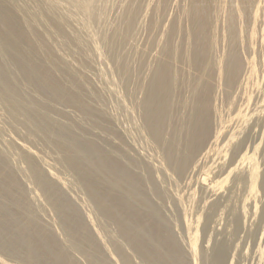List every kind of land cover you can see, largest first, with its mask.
<instances>
[{"label":"rangeland","instance_id":"374dc122","mask_svg":"<svg viewBox=\"0 0 264 264\" xmlns=\"http://www.w3.org/2000/svg\"><path fill=\"white\" fill-rule=\"evenodd\" d=\"M129 1H131V0H94L93 4H92V7H94V8H91V7H90L91 9L86 8L85 11H87V12L84 11L86 14L91 13L93 11L94 14L92 12L93 15L88 14L89 17H87V18L83 17L84 19L82 17H80L82 15L85 16V13H82L83 10H81V8L76 10V13H75L76 17L74 16L73 19H71L65 15L66 8H65V10L63 9L65 12L62 9H59L61 11H59L58 9H55L58 11V13H56V11H52L51 7L48 5V0H43V1L42 0H2V1H0V7H1L0 8L1 9L0 10V26H1L0 37L2 35H4V39L0 38V48H1L0 49V81L2 80L1 82L3 85V86L0 85V88H1L0 89L1 90L0 91V97H1L0 102L2 103V104L0 103V155L1 156L3 155L2 158L4 161L5 167H6V169L8 168L7 173H9L10 175H12L11 172L15 173L14 177H15V179L17 178L16 179L17 183H19V185L22 187V189L24 191L23 192L24 195H26V197L30 200V203L32 204V205L30 204L31 210H34L33 211L34 214L37 215L36 218L38 220L40 219L42 222L40 220L39 221L51 230L52 236L56 241L57 240L59 242L64 241V243L67 241L64 239L65 236H67V235H64L66 232L64 230V224H65V222L69 221V219H70V216H69L67 209L64 210V214H65L64 216L65 217L60 216L58 213L57 207H60L58 205V203H59L58 201L61 198L67 199V202L69 203L71 208L77 212L78 218L80 219V221L84 222L83 224L86 225V227L89 229V231H91L95 235V228L97 227L96 224H98L99 227L100 226L104 227L103 230L105 231V234L108 237L107 240L108 239L113 240L114 238L113 237L109 238V236L112 235L113 231L116 232V225L115 224L112 225V223H110L111 222L110 219H105L103 216H101L98 213L95 203L92 201V199L88 195L89 194L88 190L83 189V186L80 183L81 182L80 181L81 180L80 179L81 178L80 177L81 176L80 171H82L83 173L84 172H90L92 170V168L93 169L95 168V166H94L95 163L100 162L104 156H105V159L107 158L106 160H114L115 159L116 161L119 162L120 165H122V166L126 165L125 167H127V169H129V172L132 174V176H130L132 179L129 177L131 179V180H129V178L126 174L121 175V176L118 175L119 177H118V180L116 181V184L111 185L106 181H99L98 179H100L101 176L98 175L100 177H97L94 174V172H96L94 169L93 171H91L92 175L94 174L93 175L94 177L91 176V178L94 182L92 184L93 190L95 191V183H96V186L98 185L97 187L99 188L98 189L96 187L97 190H100V188L102 187L101 191H97V190L96 191L99 194L101 193L100 196L104 199L105 202H107L108 199L112 198L111 192H113L114 196L116 197L119 194L120 190H122L123 188H127L128 186H129L128 187L129 189L132 188L131 191L136 192L137 195L140 196V199L144 198L145 199L144 202L147 203L145 208L143 207L144 209H142V207H140L141 211L138 209L137 213L141 216H143V215L145 216L146 213L150 214V211L152 213L156 212L158 214V216L160 218L158 224H160V226L163 228L164 232L166 231L164 234H166L168 236V239L171 237L169 235H172V237L169 239L170 242H173L176 245V247L180 250L181 255H183V256L186 255L185 259H186L187 264H194L195 260L197 261L195 264H202L205 259H206V263L209 264L208 261L212 256L210 251L212 252V247L214 245H216L215 243H219V241L220 242L221 241H225V242L228 241L227 244L229 245L228 253H227L228 258H226V261L224 262V264H229V263L230 264H264V244H263L264 243L263 242L264 241V239H263L264 238V196H263L264 195V190H263L264 189V103H263L264 102V25H263L264 24V1L261 2L262 9L259 10L258 14H257V20H256L257 23L255 22V23L251 24V22H248L247 18H245V20H247L246 24H245V21H243L244 18H242V21H243L242 26L244 27V29L247 28V30H248L251 27L254 28L255 24H257L256 25L257 28L256 27H255L256 29L254 28L255 31H257V33L255 32V39L253 41V47H252V48L255 47L254 48L255 51L253 50L254 55H255L254 56L255 60L253 61L254 65H251V67L253 66V72H252V70H250V81H252L253 79L255 80V81H252V83L254 85L256 82L255 87H257V89L255 87H254V89L253 88L251 89L250 84H252V83L249 81V84H247L248 88L245 87V91L243 89L240 93V95L243 97L242 98H241V96L238 97L239 98L238 101H237V98H234V100H235L234 102L236 104L229 106L226 102L229 99L223 97L225 100L220 99L217 101L220 104L219 110L222 109L220 111V112H222V113H220L221 115L220 114H217V115L212 114V116H210V120L212 119L211 123L213 122L211 124V128L213 129V131L216 128L217 129L219 128L218 125H221L222 120L224 122V121H227L229 118H231V120L229 122V125L227 123L228 127L225 130L226 131L225 133H227V131H228V134L232 133V135H234V136H236V138H238V133H237V132H239L238 129L239 130L245 129L243 134H245V135L247 133L249 134V135L248 134L246 135L247 136L246 144L249 147V153L254 156L252 160H253L254 164L259 168V169H257V172L258 173L260 172L259 173L260 176L258 178L259 180H257L258 181L257 182L258 183L257 191L259 190V192L257 193V195H258L257 196V209H256L257 212L254 215V213L251 212V211H254L253 210L254 208H252V205L251 206L249 205V207L247 206L245 219L242 218V220L240 221L241 223L237 226L235 225V223H234V225L232 223V219H233L232 215H233L234 210H237L238 208H240L239 206L241 205V202H240L241 197L243 196V194H245V191L243 190L242 186H240L241 187V189H240V187H238V186L236 187L237 184L235 185V182L233 183L231 181V182H227L223 186V189L221 188L222 191L219 190L217 192V194H215L216 195L215 197H214V194L207 192L210 196L209 197L207 194V196L209 197V198H207V204H210L212 201H218L217 202L218 204H220V202H222V204L219 205L216 210H213L210 212L208 209H204V211L202 213V209H201V206H202L201 196L202 195H201V193L199 191H197V189H196L195 194H194V196H196V199L194 198L195 199L194 200L193 198L192 199L190 198L192 200V202L189 199L187 201V198L185 195V194L188 195V191L191 192V190H188V188H187V185H188L187 181L189 179L188 177H190V175H191V173H190L191 169H189V170L187 169L188 171H186V173L181 175V177L180 176L178 177V176H176V174L172 173V169L170 168L171 169L170 170L166 164L164 165V162L162 161V159L158 157V155H160L159 153H161V151H162V149H160L161 147L160 148L155 147V145L153 146L151 144V139L148 137L147 133L142 129L141 126H139L140 128L138 127L139 130L137 129L138 122L136 123L135 126H134V123H132V121L136 122L135 121L136 115L133 116L134 112H133V109L130 107L131 106L130 105V98H131L130 95L136 96V98L141 97L142 91H144V89H146V87L147 88L150 87L152 82L149 79L151 77L152 71H153L154 67L156 66V63L158 60V58H157L158 55L155 52L158 51L159 47L157 44H154V41L152 42V40H156L159 37L158 34L161 36L162 31L163 30L166 31L170 25L172 26V25L176 24L175 26L178 27L177 29L183 27L186 30L184 31L183 28L181 30H183L182 33H185V35L187 34V32H189L190 28H188V27H189L190 23H189L188 27H186L188 24L186 21L189 20V18L186 15H185L186 17L183 15L184 11L186 10V8H183V7L187 6V9H188L191 6L190 0L189 1L188 0H183V1L182 0H179V1L178 0L177 1L176 0H165L166 3L164 1L165 4H163L165 6L162 5L159 9L160 11H158V14L160 13V15L157 14L156 16L155 15L153 16L152 14H155L154 7L159 4L158 1H160V0H158V1L157 0H148V1L147 0H142V1L139 0L142 2L143 7L141 6V4L138 3L139 2L138 0H133L130 3H129ZM96 2H97V4L99 3L98 4L99 6L96 5ZM258 2L259 1L257 0V3ZM13 5H14V7H13ZM139 5H140V8H139ZM47 6H48V8H47ZM172 6H173V8H172ZM19 7H20L21 12H20V10L17 11L18 13L13 11V10H15V8H19ZM26 7L29 10H31V12ZM99 7H100V9H99ZM128 7H130V8L133 7V8L131 10ZM136 9H139V11ZM90 10H92V11H90ZM127 10L131 11L130 12L131 14H134L135 11H137L136 14H134V18L137 17V18H135L137 21H133V27L134 28H133V31H131L133 34L130 32L127 34V36L125 38H122L121 36H119V38L117 39L118 36L116 34H118L119 29L123 27L122 15H125V12ZM163 10H164V12H163ZM175 11H177V12H175ZM180 11L182 13H180ZM62 12H64V13H62ZM162 14H165L166 17H163ZM223 14L221 13V15L219 16L220 17L218 19V22L220 24L219 26H222L221 24L224 23V20H225L224 16H226V15H225V13H223ZM261 14H263V15H261ZM171 15H172V17H170ZM178 15H181L182 17L178 16ZM40 16H41V18H40ZM92 16H93V18L95 17L94 20H93V18H91ZM157 16L160 18L157 19L156 21L159 20V23L161 25L157 22L156 23V24H158L157 27L155 25V27L151 28L150 24H151L152 17L155 20L156 18H158ZM173 16L174 17L177 16L176 17L177 19H174ZM56 17H58V18H56ZM180 17H181L182 21H184L183 22V23H185L184 25H182V24L179 25L178 21L181 23ZM184 17L186 18V21H185ZM66 18H68V19H66ZM85 18L87 20L89 18V21L85 20ZM171 18H173L176 22L173 21V19H171ZM8 19L10 20V22ZM63 19H65V20L63 21ZM146 19H148V20L145 21ZM219 20H221V22ZM59 21L61 23H58ZM102 21H103V23H102ZM163 21H166L167 23L163 22ZM171 21H173V22L171 23ZM38 22L41 24H38ZM62 22L64 23L63 25H62ZM68 22H69V24H68ZM88 22L91 23V25ZM114 22H116V23H114ZM188 22H190V21H188ZM22 23H23V25H22ZM162 23L164 25H162ZM169 23H170V25H168ZM247 23H249L251 26L247 25ZM13 24L19 25L23 29V31L26 32L27 35L29 34L28 37H31L34 39L28 38V42L23 41V42L18 43L19 45L16 44L17 45L16 46L15 43L13 42L14 40L12 39V36H8L9 35V33H8L9 29ZM134 24L137 25L138 27L134 26ZM165 24H166V26H165ZM53 25H55V26H53ZM89 25L92 29L89 27ZM181 25H182V27H181ZM158 26L160 29H158ZM161 26H162V28H161ZM2 27L4 29L6 28V30L3 31ZM84 27H87L86 29L88 31H91L94 35L91 32H90L91 35H89L88 34L89 32ZM88 27H89V29H88ZM56 28H58V29H56ZM187 28H188V31H187ZM64 29H65V31H64ZM137 29H140V30L138 31ZM154 29H156V30H154ZM161 29H162V31H159ZM181 30L179 29V31H180L179 33H178V31L175 32L176 34L178 33L177 35L180 38H181V35H183L181 33ZM6 31H8V32H6ZM113 31L114 32L116 31L115 32L116 34ZM156 31H158V32H156ZM42 32L44 34H42ZM32 34L34 36H32ZM245 34H246V32H245ZM60 35H61V37H59ZM92 35H93V37H91ZM113 35H114V37H113ZM129 35H131V36H129ZM185 35L182 36V39H184ZM94 36H95V39H94ZM178 36L176 38L177 41H174V43H176L178 45V43H180L181 41L186 42V41H184V40H186V38L184 40L180 41ZM5 37H7V38H5ZM49 37H50V39H49ZM173 38H174V40H176L175 36ZM58 39H59V41H58ZM60 40H62V41H60ZM118 40H120V41H118ZM29 41H30V44H29L30 46L28 45ZM141 41H143V42H141ZM150 41H151V43H149ZM25 42H27V43H25ZM183 42L180 43L178 46H181V47H182V45L186 46V43L183 44ZM64 43H66V44H64ZM94 43L97 44V46L99 47V50H98V47ZM124 43H126V44H124ZM254 43L256 44V46L254 45ZM127 44H129V45H127ZM73 45H75L76 47ZM94 46H95V48H94ZM141 46L144 47V49L147 51H144V53H142L141 50L143 48L141 49ZM147 46H149V47L147 48ZM49 47L51 48V50ZM22 49H24V51ZM30 49H33V50H30ZM36 49L38 50V52L36 51ZM14 50H15V52H14ZM46 50H48V51H46ZM45 51H46V53H45ZM28 52H29V54H28ZM24 53H27V55ZM68 54H70V55H68ZM122 55H124V56H122ZM126 57L128 59H126ZM136 57H138V58H136ZM123 59H125V61L126 60L127 61L125 62ZM142 61H143V63H142ZM23 62H25V63H23ZM62 62H64V64ZM65 62H67L68 64H66ZM27 63H29V64H27ZM118 63H120V64H118ZM21 64H24L26 67L24 68V65H21ZM46 64L49 67L50 66H52V67L49 68ZM35 65L37 66L38 69H36ZM40 65L43 66L44 68L41 67ZM120 65H121V67H120ZM71 66H72V68H71ZM124 66H125V68H124ZM39 67H41L42 70ZM142 67L145 68V70H142L143 69ZM51 68L55 69V70H52ZM62 68H63V70H60ZM12 69H13V73H12L13 75L11 76ZM128 69H129V71H128ZM250 69H252V68H250ZM10 70H11V72H10ZM36 70H38V72ZM133 70L135 72H133ZM39 71H40V73H44V74H46L47 71H50V72H48L47 76L45 75V78H44V76H42V74H40L41 77H39V74H38ZM136 71H138V72H136ZM35 72H37V73H35ZM51 73H52V76H51ZM253 73H255V76H253L254 75ZM14 74H16V75H14ZM84 75H86L87 77H85ZM120 75H122V76H120ZM60 76H61V78H60ZM15 77H16V79H15ZM17 77H19V78H17ZM253 77H255V78H253ZM10 78H11L12 82L11 81L8 82V80H10ZM20 78L23 80H21ZM17 79H19V80H17ZM51 79H52V81H51ZM146 79H147V81H146ZM1 82H0V84H1ZM133 82H134V84H133ZM52 83H55L53 85H55L57 87H54L53 85L51 86ZM9 84L11 86H9ZM16 85L18 86L17 89H16V87H17ZM74 85H76V86H74ZM26 86H28V87H26ZM7 87L12 88V90L15 91V93H12L13 91H11L10 88H9L10 92H8L9 90L7 91V89H8ZM19 87H20V89H19ZM180 87L181 86H178V89H177V87L174 89V93H173L174 96H173V100H172V103L174 106V108H173L174 112L176 111L175 116L177 117V115H178L177 119L179 118V115H181V114L184 115L185 111H186V108L180 107L178 105V101L184 100L188 96L187 86L184 85L183 87H181L182 89H180ZM21 88H24V89L22 90ZM28 88H29V90H28ZM70 88H72V89H70ZM18 89L20 91H18ZM30 89H32V90H30ZM75 89H76V91H75ZM54 90H56V91L54 92ZM70 90H71V92H70ZM32 91L34 92L35 95H33ZM17 92H19V94ZM41 92H42V94H41ZM22 93H23V97L21 95ZM27 93L30 96H27V97L24 96V95H27ZM100 93H102V94H100ZM182 93H184V94H182ZM185 93H186V95H185ZM73 94L74 95L76 94V95L73 96ZM31 95H33V96H31ZM37 96L40 97V98L38 97V101H36ZM63 96H64V98H63ZM245 96H247V98ZM7 97H9V99ZM24 97H25V99H24ZM73 97H74V100L77 99L79 101V104L73 103L72 101L70 102L69 100H67V98L72 99ZM101 97H102V99H101ZM27 98H29V99H27ZM57 98H58V101L57 102L54 101V99L57 100ZM4 99H6V100H4ZM12 99L13 100L15 99V100L13 101ZM34 99L36 102L34 101ZM43 99H45V102ZM9 100H10V102H9ZM19 100L20 101L22 100V101L19 102ZM24 100L26 102H24ZM88 100H89V102H88ZM92 100H93V102H92ZM101 100H102V102H101ZM243 100L248 102V103H246L247 105L244 104ZM4 101H7V102L5 103ZM122 101H123V103H122ZM124 101H126V102L124 103ZM13 102H15V104ZM41 102H43V103H41ZM191 102H192V100H191ZM249 102H250V104H249ZM21 103H23V104L21 105ZM34 103H36V104L38 103V104L35 106ZM126 103H128L129 106H127V105L124 106ZM237 103L239 105L242 104L241 105V107H242L241 111H238L240 113L239 115H238V112L236 113L237 106H239ZM8 104H9V106H7ZM43 105H44V107H43ZM78 105H79V107H78ZM13 106H15V107H13ZM19 106L21 108H19ZM23 106L26 108V110L24 109ZM37 106H39L40 108ZM83 106H84V108H83ZM176 106H178V107H176ZM34 107H35L36 111L34 110ZM124 107H126V108L130 107V109H132V110L131 111H129L130 109L125 110ZM18 108H19V110H18ZM27 108H28V110L29 109L31 110V113L34 111L32 114L36 115L35 119L33 116H31V117H33L32 119L31 118L28 119V117H30V115H32V114L30 113V111L28 112ZM44 108H46V109H44ZM73 108H74V110H73ZM223 108L224 109L227 108L228 110L225 109V111H224ZM244 108L246 109L245 111H244ZM23 109L25 110V112ZM39 110H41L42 113ZM52 111H53V113H52ZM255 111H257V112H255ZM242 112H245V113H243L244 116H242L243 115V114H241ZM251 112L254 113L255 115L252 114ZM29 113H30V115H29ZM130 113H133V115ZM135 113H137V112L135 111ZM40 115L43 116V118L39 121L40 122L39 124H41V121L44 123L46 131L49 129V133L47 132L48 134L46 133V131L43 130L45 128L41 129L42 128L41 125L39 127L41 129V131L38 130L39 128L37 127V123H38L37 119ZM88 115H90L91 117ZM131 115L134 117L135 120H133L131 118L132 117ZM137 115H138V113H137ZM182 115H181V117H182ZM236 115L238 116V119L236 118L237 117ZM220 116H221V119H220ZM229 116H231V117H229ZM232 116H234V117H232ZM87 117H89L88 120H87ZM176 117L174 118V122H176V120H177ZM181 117L179 118L180 120L179 119L177 120V122L179 121L178 124L177 123H176L177 125L174 124L175 126H179V124L182 123ZM227 117H229V118H227ZM240 117L241 118L246 117V120L242 122ZM248 117H249V119H248ZM97 118L101 121L97 120ZM232 118H235V119H232ZM70 119H72V120H70ZM26 121L29 123H27ZM28 124H30V125H28ZM39 124H38V126H39ZM48 124H51V125L49 126ZM237 125H241L242 128L239 127L237 129L235 127ZM51 126H53V128ZM102 126L105 128V130H102L103 129ZM234 127L237 130H235ZM126 128L128 131L126 130ZM109 129H110V131H109ZM230 129L232 130V132L230 131ZM233 129L235 130V132H233L234 131ZM52 130L55 131L57 134L55 132H53ZM106 130H108V131L106 132ZM51 131L53 132L52 134H50ZM167 132L169 133L170 131L167 129ZM211 133H214V132L211 131ZM53 134L54 135L56 134L57 136L56 135L54 136ZM50 135H53V137L51 136L52 137L51 138ZM229 135H224L221 139V142H219V144L224 143L226 141V138L227 139L229 138ZM241 135H242V132L239 134V136H241ZM54 137H57L56 138L57 141ZM58 137L60 139L66 138L64 140L68 141V142L67 141L65 142V143H67V145L64 143V141L62 139H61V141L63 143L60 142V139ZM53 138L55 139L54 141L52 140ZM63 144H65L67 147L69 145L70 146L72 145L73 147L76 145V147H74V149H75L74 152L69 153L68 151H66L67 149L62 146ZM22 145L29 147L32 150V153L35 157V161H36V159L38 160L36 162L38 163V165L40 164L39 167L41 168V170L42 169L44 170V173H46L45 176L48 175L47 176L48 178L46 177L47 180L49 178H51L49 180L51 182L55 183V185H54L55 192H52V190H50L49 191L50 194L48 193L49 196L47 195V193L45 194V192L42 191V189L36 185V183L33 181V179L31 180V178H32L31 176L28 177V175H27L28 174L27 173L28 172V170H27L28 164H27V161L25 162V159H24L26 157V154L23 153L24 148L22 147ZM20 147L23 149L21 150ZM154 148L156 150H154ZM124 153H125V155H124ZM223 153L228 154V155L226 154V156L222 155L223 159L222 158L219 159V161L221 160L220 161L221 166H224V168L222 169V167H221V169H218L220 171L215 169V172L221 173L220 174V176L222 175L221 177H224L227 174L226 172H224L225 166L228 165L231 160H233L229 150H227L225 152L223 151ZM99 156H101V159ZM73 157L77 162L81 163L82 167L79 170L74 171V169L71 167V163L74 160ZM237 158H236V160H237ZM70 159H71V161H70ZM208 161H209V159L207 160L206 163L209 164L210 161L209 162ZM158 162L160 164L157 165ZM45 163L48 165H52L53 168L52 167L49 168L47 166L45 168L43 165ZM161 163L164 166H160ZM200 163H199V166H197V168H195L193 170V172L195 171L193 173L194 174L193 177H195V178H196V176H199L198 175L199 173L202 174L205 171L203 169L204 167H202L204 165L203 164L204 162L200 161ZM129 165L133 166V168L132 167H131V169L128 168ZM156 165L158 166V168ZM200 165H202V166H200ZM166 166H167L168 170L166 169ZM162 167H164V168H162ZM200 167H202V168H200ZM200 169H203V170H200ZM221 171L223 172V174ZM50 173H52V174H50ZM53 173L56 175V177H55L56 179L54 177H51V176H55V175H53ZM105 173L108 177L111 174L110 170L108 172H105ZM170 173H172L173 175L171 176ZM195 173H196V175H195ZM224 173H226V174H224ZM174 175L176 177H174ZM125 177H126V179H124ZM145 177H146V179H145ZM195 178L192 179V181H191L192 184H193V180ZM172 179H175V180H172ZM54 180L55 181L60 180L61 184L59 183V181L57 183V181L55 182ZM151 180H152V182H151ZM133 181H134V184L135 183L136 184L139 183V184H137V186H135L132 183ZM172 181H174V183ZM102 182H103V184H102ZM104 182H106V183H104ZM128 182H130V183H128ZM100 184H102L101 187H99ZM151 184H152V186H151ZM34 186H35V188H34ZM113 186H115V187H113ZM143 186L147 190L143 189L144 188ZM149 186H150V188H149ZM176 186H178V187H176ZM232 186L234 187V190H233ZM108 190H110V192ZM232 190L234 191L235 196H238V195L239 196L237 197V199L234 196L233 198H231V200L229 199L230 202L227 201V203H225V199L228 198V196ZM144 191H145V193H143ZM236 191H238V192H236ZM237 193H238V195H237ZM178 194L179 195L183 194V197L186 198V200L184 199L183 202L188 204L190 207L188 205H187L188 208L185 207L186 204L184 205V203H181L182 201H179V199H176L177 197H179ZM108 195H110V196L107 199ZM60 196H62V197H60ZM222 196H224V197H222ZM208 199H209V201H208ZM234 199H236V200L234 201ZM110 201H112V199H110ZM110 201H108V203ZM197 201L200 203H198ZM223 202L225 204V207H223V205H224ZM54 203H57L56 207H55ZM179 203H181V205L183 204L182 206L184 207V210H183V207ZM233 205H234V207H233ZM236 205H239V206H237L235 208ZM147 206H149V207H147ZM226 207H227V209H226ZM231 207H233V208H231ZM186 209H190L191 211L188 210L189 211L188 212ZM182 210L183 211L186 210L188 212V213H186V216L188 219L189 218L192 219L193 222H194V219L198 216L196 212H201V214H202L201 220L203 221V226H201L200 229H202L203 231L199 229L200 232H199V236H198V244L196 247L197 252H198L197 256H196V257H198L197 259H196V257L189 256L187 253V250H188L186 248V247H188L187 246V241H188L187 238L189 237V236H187V232L190 233L191 229L188 228V231L186 232L187 226L185 225V223L183 221L184 220L183 219L184 214H182L183 213ZM190 212H192V213H190ZM193 213H195L196 217L194 216ZM220 213H221V215H220ZM248 213H250V214H248ZM192 216H194V218ZM101 217H103V219H99ZM162 217H164V219ZM222 217H224V218L222 219ZM161 218H162V221H160ZM9 219H10V217L7 216L6 218H2L0 221V234H2V235H0V237H2V238H0V240L1 239L4 240L5 236H6V240H9V238L11 239L14 237L15 245H14L13 249L8 251L7 253L5 251H4L5 252L4 253L3 250L0 248V258L9 264H27V263L23 262L17 256L18 254H16V250L20 249L23 246V244L26 243L25 242V240H27L25 238L26 232L18 233L16 230L14 232L13 224ZM63 220H64V223H63ZM101 220H103L104 222ZM251 220H252V222H251ZM6 221H7V223H6ZM98 221L100 223H98ZM107 221L113 227L110 224L108 225ZM219 221H220V223H219ZM8 222H10V223H8ZM101 222L103 224H101ZM205 223H207V224H205ZM214 224H215V226H214ZM167 225H168V227H167ZM179 225H181V226H179ZM232 225H233V227H232ZM235 226H236V229H235ZM249 226H251V227H249ZM170 227H171V229H170ZM11 228H13V229H11ZM166 228H169V229L167 230ZM228 229H229V231L231 230V233L227 231ZM9 230L11 231L10 233H9ZM147 231H148V229L144 230L143 232H145V233H143V234H144V236L147 235V238H148V235H150V233H149L150 230L148 232ZM12 232L14 235L12 234ZM146 233H148V234H146ZM9 234H11L12 237ZM114 234H116V233H114ZM8 236H10V237H8ZM151 236H150V238H152V240L149 238L151 243L149 242L148 246L150 249H152V250L154 249V251H156L159 248V244L157 241H155L153 239V236L152 237ZM206 237L212 238L211 239L212 243L210 241L209 244H207ZM149 239H146V240H149ZM99 241L100 240L97 238V244L99 243L100 246H103L101 241L100 242ZM0 243L3 244L2 241H0ZM147 243H148V241H147ZM152 245H154L155 247L154 246L152 247ZM205 245H206V247H205ZM1 246L2 245H0V247ZM205 248H207L208 250L207 249H206L207 251L204 250ZM126 251L130 255V258H131V261L133 264H151L149 262L143 261L142 255L135 253L131 248L127 247ZM205 253H208V254H205ZM73 254H74V256H73ZM71 255H72L73 259L77 262V264H89L88 260H87V256L83 252L73 250V252H71ZM191 257L193 259H191ZM203 264H205V261Z\"/></svg>","mask_w":264,"mask_h":264},{"label":"bare ground","instance_id":"6f19581e","mask_svg":"<svg viewBox=\"0 0 264 264\" xmlns=\"http://www.w3.org/2000/svg\"><path fill=\"white\" fill-rule=\"evenodd\" d=\"M0 1H2V0H0ZM93 1L94 0H48V5L51 7V10L52 11H56V13H58V11L55 10V9H58V10L59 9H62V10L64 9L65 10V8H66L65 15L68 18L73 19V17L75 16L76 10H78L79 8H81V10H83L82 13L87 12V11H85L86 8H90V7L91 8H94V7H92ZM131 1H133V0H131ZM131 1H129V3ZM141 1H139L138 3L141 4V6H142V2ZM164 1L165 0L158 1L159 4L157 3L158 5L154 7L155 14H152L153 16L154 15L156 16L158 14V11H160L159 10L160 7L163 4L166 3V1H165V3H164ZM258 1L259 2L257 3V0H190L191 6L188 9H187V6L186 7H183V8H186V10L184 9L185 11H184L183 15L184 16L186 15L189 18V20L186 21V18H185L186 16L184 17L185 21L188 23L186 27H188V25L190 23V25L188 27V28H190L189 32H187L186 35H185V33H182V31L183 30L185 31L186 29H184L182 27V25H184L185 23H183L184 21H182V19H181L182 16L181 15H178V16H181L180 17L181 23L179 21H178V23H179V25L182 24L181 27L183 28V30H181L182 28H179L181 30V33L183 34V35L180 34L181 35V38L177 35L180 31H179V29H177L178 27L175 26L176 24L171 26L170 23H169L168 24V25H170L169 28L166 31L163 30L164 32L162 31V29L159 30V31H162L161 36L157 33L159 37L157 36L158 38L156 40H152V42L154 41V44H157L158 47H159L158 48V51L155 52L158 55V57H157L158 60H157L156 66L154 67V69L152 71L151 77L149 79L152 83H151L150 87H148V88L146 87V89H144V91H142L141 97L136 98V96H133V95H130L129 94L131 96V98H130V105L131 106L130 107L133 109L134 115H133V113H130V114H132L133 116L136 115V117L138 116L137 118L135 117V119H136L135 120L134 117L131 115L132 116L131 118L136 121V122L132 121V123H134V126H135L136 123L138 122L137 129L139 130V128H140L139 126H141L142 129L147 133L148 137L151 139V144L153 146L155 145V147H159V148L161 147L160 149H162V151H161V153H159L160 155H158V157L162 159V161L164 162V165L166 164L169 167V169L171 168L172 169V173L176 174V176H178V177L179 176L181 177V175H183L184 173H186V171H188L189 169H191V171H190L191 175H190V177H188L189 179L187 181L188 182L187 188H188V190H191V192L188 191V195L185 194L186 195V198H187V201H188V199L191 200L192 198L193 199L194 198L196 199V196H194V194H195V191L197 189V191H199L201 193V195H202L201 196V200H202V206H201L202 213H203L204 209H208L211 212L213 210H216L217 207L222 204V202H220V204H218L217 203L218 201H212L210 204H207V198L210 197L207 192H209L211 194H214V197H215L216 196L215 194H217V192L219 190L222 191L223 186L227 182H231V181L233 183L235 182V185L237 184L236 187L237 186L238 187H240V186L243 187V190L245 191V194H243V196L241 197V200H240L241 205L240 206L239 205H236L235 206V208L237 206H239L240 208H238L237 210H234L233 215H232L233 216V219L231 218L233 225L235 223L236 226L241 223L240 221L242 220V218L245 219V215H246V211H247V206L249 207V205L250 206L252 205V208H254L253 209L254 211H251V212L254 213V215L257 212V210H256L257 209V196H258L257 193L259 192V190L257 191V185H258V183H257L258 181L257 180H259L258 178L260 176L259 175L260 172L259 173L257 172V169H259V168L254 164V162L252 160L254 156L249 153V147L246 144V138H247L246 135L248 133L246 135L243 134V132L245 131V129L244 130L242 129L243 130L242 131L241 129L240 130L238 129L239 127L242 128L241 125L235 126L238 129V131H239V132L236 131L238 133V138H236V136L232 135V133L231 134L229 133L230 134L229 135L228 134V131H227V133H225L226 132L225 130L227 129V127L229 125V122L231 120V118H229L231 116H229V117H227V118H229L227 121H224L223 122V120H222L221 125H218L219 126L218 129L217 128L215 129L213 127L216 130V131L215 130L213 131V129L211 128V124L213 122L211 123V120L212 119L210 120V116H212V114H216L217 115V114L222 113V112H220L222 109L219 110V105L220 104L217 102L218 100H220V99L223 100L224 98H228L229 100L226 101L227 104L229 106L230 105H234V104H236L234 102L235 101L234 98H237V101H238L239 100L238 97L241 96L240 95L241 91L243 89L245 91V87L248 88V85L247 84H249V81H250V70H252V72H253V66L251 67V65H254L253 64V61L255 60L254 59V56L255 55H254V52H253V50H254L255 47L254 48H252V47H253V41L255 39V32L257 33V31H255V29L257 28L256 27L257 24H255V27L256 28L254 27L255 28L254 29L253 27L249 28L251 25L249 23H247V25H250L248 27L249 29L247 30V28L244 29V27L242 26V23H243V21H245V24H246V21L247 20H248V22H251V24H253V23L256 22L258 11L262 9L261 2L264 1V0H258ZM98 4L96 2V5L97 6H99ZM163 6H165V5H163ZM13 7H14V5H13ZM47 8H48V6H47ZM128 8H130V7H128ZM132 8H130V9L132 10ZM139 8H140V5H139ZM172 8H173V6H172ZM99 9H100V7H99ZM15 10H13V11L14 12H17L18 10H20V7L19 8H15ZM136 10L139 11V9H136ZM29 11L31 12V10H29ZM59 11H61V10H59ZM90 11H92V10H90ZM20 12H21V10H20ZM64 12H62V13H64ZM92 12L91 13H88V14H92ZM130 12L131 11H128L127 10L125 12V15H122L123 18L122 17L121 18H122V23H123L122 25H123V27L119 29L118 34L115 33L116 31L115 32L113 31L118 36L117 39L119 38V36H121L122 38H125L128 33H130L131 31H133V28H134L133 27V21H137L135 19L137 17L134 18V14H136L137 11H135L134 14H131ZM163 12H164V10H163ZM175 12H177V11H175ZM180 13H182V12L180 11ZM221 13L222 14L225 13L226 16H224L225 17V20H224V23L221 24L222 26H219L220 24L218 22V19L220 18L219 16L221 15ZM88 14L85 13V16L81 14L82 16H80V17H82V18L83 17H86L87 18V17H89ZM93 14H94V12H93ZM165 14H162L163 17H166ZM158 15H160V13ZM261 15H263V14H261ZM170 17H172V15ZM176 17H174V19H177ZM40 18H41V16H40ZM56 18H58V17H56ZM68 18H66V19H68ZM86 18H85V20H87ZM91 18H93V16ZM94 18H93V20H94ZM159 18L160 17H158V18H156L154 20V18L152 17V20L153 21L150 19L151 20V24H150L151 28L155 27V25L157 27L158 24H156V23L157 22L159 23V20L158 21H156V20L159 19ZM242 18H244L243 21H242ZM245 18H247V20H245ZM171 19H173V18H171ZM174 19H173V21H175ZM64 20L65 19H63V21ZM147 20L148 19H146L145 21H147ZM87 21H89V18H88ZM173 21H171V23ZM188 21H190V22H188ZM219 21L221 22V20H219ZM9 22H10V20H9ZM163 22H166V21H163ZM58 23H61V22L59 21ZM102 23H103V21H102ZM114 23H116V22H114ZM38 24H41V23L38 22ZM63 24L64 23L62 22V25ZM68 24H69V22H68ZM89 24L91 25V23H89ZM22 25H23V23H22ZM90 25H89V27H90ZM162 25H164V24L162 23ZM53 26H55V25H53ZM134 26H137V25L134 24ZM159 26H158V29H160ZM165 26H166V24H165ZM89 27H88V29H89ZM0 28H1V26H0ZM84 28L86 29L87 27H84ZM161 28H162V26H161ZM188 28H187V31H188ZM56 29H58V28H56ZM5 30H6V28L5 29L3 28V31H5ZM137 30L139 31L140 29H137ZM154 30H156V29H154ZM64 31H65V29H64ZM176 31H178L177 34L175 33ZM6 32H8V31H6ZM88 32H89L88 34L91 35L90 34L91 31H88ZM156 32H158V31H156ZM245 32H246V34H245ZM8 33H9L8 36H12V39L14 40L13 42L15 43V45L18 44V43H20V42H23V41H27L28 42V38H31V37H28L29 34L27 35L26 32L23 31V29L19 25H14L13 24L10 27ZM33 34H32V36L35 35V34L34 35ZM42 34H44V33L42 32ZM61 35L59 37H61ZM93 35L91 37H93ZM184 35H185L184 39L186 38V40L182 39V36H184ZM129 36H131V35H129ZM174 36H175V39L178 36L180 41L181 40L186 41V42H183V41L180 42V43L183 42V44L186 43V46H184V45L181 44L182 45V47H181V46H178L180 43L177 42L178 45L176 43H174V41H177V39L174 40V38H173ZM113 37H114V35H113ZM0 38L1 39L2 38L4 39V35H2ZM5 38H7V37H5ZM31 39H34V38H31ZM49 39H50V37H49ZM59 39H58V41H59ZM94 39H95V36H94ZM120 40H118V41H120ZM60 41H62V40H60ZM27 42H25V43H27ZM141 42H143V41H141ZM149 43H151V41ZM255 43H254V45L256 46ZM29 44H30V41H29L28 45ZM64 44H66V43H64ZM124 44H126V43H124ZM95 45L97 46V44H95ZM127 45H129V44H127ZM73 46H75V45H73ZM148 47L149 46H147V48ZM94 48H95V46H94ZM141 49H142L141 50L142 53H144V51H147L142 46H141ZM22 50L24 51V49H22ZM30 50H33V49H30ZM50 50H51V48H50ZM98 50H99V47H98ZM36 51L38 52L37 49H36ZM46 51H48V50H46ZM46 51H45V53H46ZM14 52H15V50H14ZM24 54L27 55V53H24ZM28 54H29V52H28ZM68 55H70V54H68ZM122 56H124V55H122ZM136 58H138V57H136ZM126 59H128V58L126 57ZM123 60L125 61V59H123ZM23 63H25V62H23ZM62 63L64 64V62H62ZM65 63L68 64L67 62H65ZM142 63H143V61H142ZM27 64H29V63H27ZM118 64H120V63H118ZM21 65H24V64H21ZM25 67L26 66L24 65V68ZM41 67H43V66H41ZM41 67H39V68H41ZM50 67H52V66H50ZM120 67H121V65H120ZM71 68H72V66H71ZM124 68H125V66H124ZM250 68H252V69H250ZM36 69H38L37 66H36ZM41 70H42V68H41ZM52 70H55V69H52ZM60 70H63V68L60 69ZM142 70H145V68H143ZM36 71L38 72V70H36ZM128 71H129V69H128ZM10 72H11V70H10ZM37 72H35V73H37ZM48 72H50V71H47V73L45 72L46 74H44V73H40V71H39V73H38L39 74V77H41L40 74H42V76H44V78H45V75L47 76ZM133 72H135V71L133 70ZM136 72H138V71H136ZM12 73H13V69H12V72H11V76L13 75ZM253 74H254L253 76H255V73H253ZM14 75H16V74H14ZM51 76H52V73H51ZM84 76L87 77L86 75H84ZM120 76H122V75H120ZM17 78H19V77H17ZM60 78H61V76H60ZM253 78H255V77H253ZM15 79H16V77H15ZM52 79H51V81H52ZM17 80H19V79H17ZM21 80H23V79H21ZM10 81H11V78H10V80H8V82H10ZM146 81H147V79H146ZM252 81H255V80L253 79ZM252 81H250V82L252 83ZM53 84H55V83H52L51 86ZM133 84H134V82H133ZM0 85L3 86L2 85V82H1ZM184 85L187 86L188 96L184 100L178 101V105L180 107L186 108V111H185V114L184 115L181 114L182 117H181V115H179V118L180 117L182 118V123H180L179 126H175V125L178 124L179 121L177 122V120L179 118L177 119L178 115H177V117L175 116V114H176L175 112L176 111L174 112V109H173L174 108L173 103H172L173 96H174L173 93H174V89L176 87L178 89V86L183 87ZM250 85H251L250 88L251 89L252 88L254 89V87L256 85V82H255L254 85H253V83L250 84ZM9 86H11V85L9 84ZM28 86H26V87H28ZM53 86L54 87H57L55 85H53ZM74 86H76V85H74ZM181 87H180V89H182ZM7 88H8L7 89V91H8L10 87H7ZM17 88H18V86L16 87V89ZM255 88L257 89V87H255ZM19 89H20V87H19ZM19 89H18V91H20ZM21 89L23 90L24 88H21ZM70 89H72V88H70ZM10 90L13 91L12 88H10ZM10 90L8 92H10ZM28 90H29V88H28ZM30 90H32V89H30ZM55 91L56 90H54V92ZM75 91H76V89H75ZM70 92H71V90H70ZM12 93H15V91H13ZM17 93L19 94V92H17ZM41 94H42V92H41ZM100 94H102V93H100ZM182 94H184V93H182ZM21 95L23 97V93ZM33 95H35L34 92H33ZM33 95H31V96H33ZM75 95L73 94V96H75ZM185 95H186V93H185ZM24 96L27 97V96H30V95H28V93H27V95H24ZM9 97H7V98L9 99ZM38 97L39 96L36 97V99H37L36 101H38ZM242 97L243 96H241V98ZM245 97L247 98V96H245ZM63 98H64V96H63ZM24 99H25V97H24ZM27 99H29V98H27ZM101 99H102V97H101ZM4 100H6V99H4ZM43 100L45 102V99H43ZM67 100H69L70 102L72 101L73 103L79 104V101L77 99L74 100V97L72 99L71 98L70 99L67 98ZM191 100H192V102H191ZM21 101L19 100V102H21ZM34 101H35V99H34ZM54 101L57 102L58 101V98H57V100L54 99ZM4 102L6 103L7 101H4ZM9 102H10V100H9ZM24 102H26V101L24 100ZM88 102H89V100H88ZM92 102H93V100H92ZM101 102H102V100H101ZM125 102L126 101H124V103ZM13 103L15 104V102H13ZM41 103H43V102H41ZM122 103H123V101H122ZM246 103H248V102L244 101V104H246ZM9 104L7 106H9ZM22 104L23 103H21V105ZM34 104L36 106L38 103L37 104L34 103ZM249 104H250V102H249ZM126 105L129 106L128 103H126L124 106H126ZM241 105L242 104H240L239 106H237L236 113L238 111H241V109H242ZM20 106H19V108H21ZM13 107H15V106H13ZM37 107H39V106H37ZM43 107H44V105H43ZM78 107H79V105H78ZM130 107L129 108L128 107L127 108L124 107V108H125V110L126 109L129 110ZM176 107H178V106H176ZM19 108H18V110H19ZM28 108H27V110H28ZM83 108H84V106H83ZM24 109L26 110L25 107H24ZM44 109H46V108H44ZM132 109H130L129 111H131ZM225 109H227V108H225ZM225 109H224V111H225ZM25 110H24V112H25ZM34 110L36 111L35 107H34ZM73 110H74V108H73ZM245 110L246 109L244 108V111ZM29 111L31 113V110L30 109L28 110V112ZM39 111L41 112V110H39ZM135 111L138 113V115H137V113H135ZM255 112H257V111H255ZM30 113H29V115H30ZM52 113H53V111H52ZM243 113H245V112H242L241 114H243ZM239 114L240 113L238 112V115ZM252 114H254V113H252ZM34 115L33 114L30 115V117H28V119L29 118L32 119L33 117L35 119L36 115L35 116ZM31 116H33V117H31ZM88 116H90V115H88ZM174 116L177 119L176 122H174V118H175ZM242 116H244V114ZM232 117H234V116H232ZM42 118H43V116L40 115L38 117V119H37L38 120L37 127L39 128L40 125H41V127H42L41 129L45 128V125H44V123L42 121H41V124H39L40 123L39 121ZM88 118L89 117H87V120H88ZM236 118L238 119V116ZM220 119H221V116H220ZM232 119H235V118H232ZM248 119H249V117H248ZM70 120H72V119H70ZM97 120H99V119L97 118ZM241 120H242V122L245 121L246 120V117L241 118ZM99 121H101V120H99ZM27 123H29V122H27ZM227 123H228V125H227ZM38 124H39V126H38ZM28 125H30V124H28ZM48 125L50 126L51 124H48ZM51 127L53 128V126H51ZM235 127H234V129H235ZM41 129L39 128L38 130L41 131ZM167 129L170 131L169 133L167 132ZM237 129H235V130H237ZM43 130L46 131V128L43 129ZM102 130H105V128L103 127ZM126 130H127V128H126ZM235 130L233 132H235ZM52 131H51L50 134H52L53 132H55V131H53V132ZM107 131L108 130H106V132ZM109 131H110V129H109ZM211 131L214 132V133H211ZM230 131L232 132L231 129H230ZM240 131L242 132V135L241 136H239V134L241 133ZM47 132L49 133V129L46 131V133ZM53 135H50V137L51 136L53 137ZM224 135H229V138L228 139L226 138V141L224 143L219 144V142H221V139H222V137ZM54 138L56 139L57 137H54ZM54 138L52 139L53 141L55 140ZM61 139H60V142H62ZM64 139H66V138H64ZM64 139H62V140L65 143L67 140L65 141ZM56 141H57V139H56ZM65 144L67 145V143H65ZM65 144H63L62 146L67 149L66 151H68L69 153H73L74 150H75L74 147H76V145L73 147L72 145L70 146L69 145L70 143H69L68 144L69 146L67 147ZM22 147L24 149L20 147L21 150L23 149V151H24L23 153L26 154V157L25 158L23 157V158L25 159V162L27 161V164H28V166H27L28 167V169H27L28 170V172H27L28 173L27 174L28 177L31 176L32 177V178L30 177L31 180L33 179V181L36 183V185L39 188H41L42 191L45 192V194L47 193V195L49 196V194H50L49 191L50 190H52V192H55V190H54L55 189L54 188L55 183H53V182H51L49 180L51 178H49L47 180V178H48L47 176L48 175L45 176L46 173H44V170L43 169L41 170V168L39 167L40 164L38 165V163L36 162L38 160L36 159V161H35V157H34V155L32 153V150L29 147H26L24 145H22ZM154 150H156V149L154 148ZM227 150H229V152L231 153V156H232L233 160H231L230 161L231 163L229 162V164L225 166V169H224L225 171L224 172H226L227 174L224 173L226 175L224 177H221L222 176V175L220 176L221 173L220 172H215V169L218 170V169H221V167H222V169L224 168V166H221V164H220V161L221 160L219 161V159H221V158L223 159L222 155H225L226 156L227 153L224 154L223 151L225 152ZM124 155H125V153H124ZM2 156L0 155V221H1L2 218H6L7 216H9L10 217L9 220L13 224L14 232H15V230L18 233H21V232L24 233V232H26V237H25L27 239V240H25L26 243L23 244V246L20 249L17 248L18 250H16V254H18L17 256L23 262H25L27 264H77V262L73 259L72 255H71V252H73V250H76V251L83 252L87 256V260H88V263L89 264H133L132 261H131L130 255L126 251L127 250V247H129L135 253H138V254L142 255L143 261L149 262L151 264H187L186 263V259H185L186 258V255H184L185 257L183 255H181L180 250L176 247V245L173 242H170L169 239L172 237V235H169L171 237L168 239V236L166 234H164L166 231L164 232L163 231V228L160 226V224H158L159 219H160L159 216H158V214L155 211H154L155 213H152L150 211V214L149 213H146L145 216L143 214H142L143 216H141V215H139L137 213L138 209L140 210V207H142V209H144L145 206L147 205V203L144 202L145 201L144 198L140 199V196L137 195L136 192L131 191L132 188H130V189L128 188L129 187L128 186L129 184L127 185L128 186L127 188H123L122 190H120L119 194L117 193L119 196L117 195L115 197L114 194H113V192H111L112 193V198H110V199H112V201H110V199H108V197L110 195L107 196L108 201H110L109 203H108V201L105 202L104 199L100 196L101 193L99 194L97 192V191H101V189H102L101 185L103 184V182L99 186V187H101L100 190H97L96 189V187L98 186V185L96 186V183H95V191L93 190L92 184L94 182H93L91 176L94 177L93 176L94 174L97 177H100L101 176V178L98 179L99 181H106V182H108L111 185L116 184V181L118 180V177H119L118 175L121 176V175L126 174L128 176V178L130 176H132V174L129 172V169H127V167H125L126 165L125 166L124 165L122 166L115 159L114 160H106L107 158L105 159V156L104 157L102 156L103 159L100 162L95 163V165H94L95 166L94 169H95L96 172H94L93 175H92V172H91V171L94 170L93 168H92V170L90 169L91 170L90 172H84L83 173L82 171H80L81 172V176L79 175L81 177L80 178L81 179L80 180L81 181L80 183L83 186V189L88 190L89 194L88 193L87 194L90 196V198L92 199V201L95 203L98 213L101 216H103L105 219H110V221H111L110 223H112V225L113 224L116 225V232L113 231L116 234H114L111 231L112 232V235H110V236L108 235L109 238L110 237L111 238L113 237L114 239L113 240H111V239L110 240L109 239L107 240L108 237L106 236L105 231L103 230L104 227H101V226L99 227L98 224H96L97 227L95 228V235H94V233H92L91 231H89V229L86 227V225L83 224L84 222L80 221V219L78 218L77 212L74 209L71 208V206L67 202V199L61 198L58 201L59 202L58 205L60 206V207H57L58 208L57 209L58 210V213H59L60 216L65 217L64 216L65 215L64 214V210L67 209V211L69 213V216H70L69 221L65 222V224H64V230L66 231V232L64 231L65 232L64 235H67L64 238L67 241L64 243V241H62V242H59L58 240L56 241L53 238V236H52L51 230L47 226L43 225V223H41L42 221L40 219L39 220L41 222L36 218L37 215L34 214V212H33L34 210H31V205L32 204L30 203V200L26 197V195H24V193H23L24 191H23L22 187L19 185V183H17V181H16L17 178L15 179V177H14V174L15 173L11 172L12 175H10L9 173H7L8 172L7 171L8 168L6 169ZM99 157L101 159V156H99ZM236 158H237V160H236ZM73 159H74V157H73ZM208 159L210 161L209 164L206 163ZM70 161H71V159H70ZM200 161L204 162L203 163L204 165L203 166L200 165V166L204 167L203 169L205 171L203 173L201 172L202 174L199 173L198 174L199 176H196V178H195V177H193L194 176L193 173L195 172V171L193 172V170L195 168H197V166H199ZM158 164H160V163L158 162L157 165ZM43 165H44L45 168H46V166L49 167V168L52 167V165H48L46 163L43 164ZM164 165H162V163H161L160 166H164ZM167 166H166V169H167ZM71 167L75 171V170H79L82 166H81V163L80 162H77L74 159L72 161V163H71ZM131 167L133 168V166H130V165L128 166V168H130V169H131ZM202 167H200V168H202ZM157 168H158V166H157ZM162 168H164V167H162ZM203 169H200V170H203ZM109 170H110L111 174L108 177L105 172H108ZM218 171H220V170H218ZM172 173H170L171 176L173 175ZM50 174H52V173H50ZM222 174H223V172H222ZM53 175H55V174L53 173ZM98 175H100V176H98ZM195 175H196V173H195ZM176 176L174 175V177H176ZM51 177H54L55 178L56 175L55 176H51ZM126 177L124 179H126ZM130 178H129V180L132 179V178L131 179ZM193 178H195V179L193 180V184H192L191 181H192ZM145 179H146V177H145ZM175 179H172V180H175ZM58 181L60 183V180H58ZM58 181H57V183H58ZM134 181L132 182L133 185L137 186V184H139V183H137V184L135 183L134 184ZM106 182H104V183H106ZM151 182H152V180H151ZM172 182L174 183V181H172ZM128 183H130V182H128ZM151 186H152V184H151ZM113 187H115V186H113ZM176 187H178V186H176ZM34 188H35V186H34ZM149 188H150V186H149ZM232 188L234 190V187L233 186H232ZM143 189H146V188L144 187ZM240 189H241V187H240ZM233 190L230 192L228 198L226 197L227 199H225V203H227V201H229V199L231 200V198H233L235 196ZM108 191L110 192V190H108ZM145 191L143 193H145ZM236 192H238V191H236ZM207 194H208L209 197L207 196ZM237 195H238V193H237ZM238 196H235L236 199H237ZM60 197H62V196H60ZM222 197H224V196H222ZM186 198L183 197V194H180L179 197H177L176 199H179V201H182L181 203H184L183 201H184V199L186 200ZM236 199H234V201ZM208 201H209V199H208ZM191 202H192V200H191ZM181 203H179V204L181 205ZM198 203H200V202H198ZM56 204L57 203H54L55 207H56ZM185 204L186 203H184V205ZM223 204H224V202H223ZM187 205L188 204H186L185 207L188 208L189 205L188 206ZM234 205H233V207H234ZM147 207H149V206H147ZM223 207H225V204L223 205ZM233 207H231V208H233ZM226 209H227V207H226ZM183 210H184V207H183ZM183 210H182V212H183L182 214H184L183 215L184 216V218H183L184 220L183 221H184L185 225L187 226L186 232L188 231V228L191 229V232L190 233L187 232V236H189L187 238L188 239V241H187V246L188 247H186L188 249L187 250V253H188L189 256L196 257L197 256V253H198L196 247H197V244H198V236H199V232H200L199 229L201 228V226H203V221L201 220L202 214H201V212H196L197 215H198L196 217L195 213H193L194 216L196 217L194 219V222H193L192 219H190V218L188 219L187 216H186V213H188L189 212L188 210H190V209H186L188 212L186 210L185 211H183ZM192 212H190V213H192ZM248 214H250V213H248ZM220 215H221V213H220ZM194 216H192V217L194 218ZM103 217H101L99 219H103ZM162 218L164 219V217H162ZM162 218H161L160 221H162ZM223 218L224 217H222V219ZM64 220H63V223H64ZM101 221H103V220H101ZM108 221H107V223L109 225L110 223ZM251 222H252V220H251ZM6 223H7V221H6ZM8 223H10V222H8ZM98 223H100V222L98 221ZM219 223H220V221H219ZM101 224H103V223L101 222ZM205 224H207V223H205ZM233 225H232V227H233ZM179 226H181V225H179ZM214 226H215V224H214ZM236 226H235V229H236ZM167 227H168V225H167ZM249 227H251V226H249ZM13 228H11V229H13ZM147 229H148V231L150 230V232H149L150 235H148V238H147V235H146L148 233L145 234L146 236H144V234H143V233H145L143 231L144 230H147ZM166 229L168 230L169 228H166ZM170 229H171V227H170ZM229 229L227 231L231 233V230L229 231ZM200 230H202V229H200ZM10 232L11 231L9 230V233ZM12 234H13V232H12ZM0 235H2V234H0ZM9 235L11 236V234H9ZM151 235L153 236V239L155 241H157L158 244H159V248L158 249L156 248L157 249L156 251H154V249L153 250L150 249L149 246H148L149 242L151 243L150 239L152 240V238H150ZM10 236H8V237H10ZM210 237H208V238L206 237L207 244H209V242L212 239ZM0 238H2V237H0ZM97 238L101 241V243H102L103 246H100L99 243L97 244ZM146 239H149V240H146ZM0 241L3 242V244L0 243V245H2L0 248L3 250V252L5 251L6 253L8 251H10L11 249H13V247L15 245L14 237L11 238V239L9 238V240H6V236H5L4 237V240L1 239ZM147 241H148V243H147ZM211 243H212V241H211ZM227 243H228V241L227 242H225V241H221L220 242L219 241V243H215L216 245H214L212 247V252L210 251V253L212 254L211 258L209 259L207 257L209 259V261H208L209 264H224V262L226 261V258H228V256H227L228 254L227 253H228L229 245ZM153 246L154 245H152V247ZM205 247H206V245H205ZM206 249L207 248H205L204 250H206ZM205 254H208V253H205ZM73 256H74V254H73ZM192 257H191V259H193ZM197 258L198 257H196V259ZM204 261H205V264H208V263H206V259ZM204 261H203V263H204ZM194 262L196 263L197 261L195 260ZM0 264H9V263H6V261H4L3 259L0 258Z\"/></svg>","mask_w":264,"mask_h":264}]
</instances>
